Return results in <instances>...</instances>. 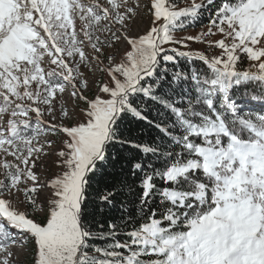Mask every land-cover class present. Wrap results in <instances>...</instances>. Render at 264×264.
Returning <instances> with one entry per match:
<instances>
[{"label": "snow or ice", "instance_id": "snow-or-ice-1", "mask_svg": "<svg viewBox=\"0 0 264 264\" xmlns=\"http://www.w3.org/2000/svg\"><path fill=\"white\" fill-rule=\"evenodd\" d=\"M0 264H264V0H0Z\"/></svg>", "mask_w": 264, "mask_h": 264}, {"label": "rangeland", "instance_id": "rangeland-1", "mask_svg": "<svg viewBox=\"0 0 264 264\" xmlns=\"http://www.w3.org/2000/svg\"><path fill=\"white\" fill-rule=\"evenodd\" d=\"M200 27H202V25L201 26H197L195 28H190L189 29V32L198 33L200 31Z\"/></svg>", "mask_w": 264, "mask_h": 264}]
</instances>
